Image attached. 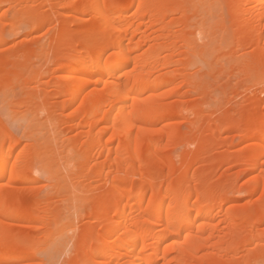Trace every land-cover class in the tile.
I'll list each match as a JSON object with an SVG mask.
<instances>
[{"label":"bare ground","instance_id":"6f19581e","mask_svg":"<svg viewBox=\"0 0 264 264\" xmlns=\"http://www.w3.org/2000/svg\"><path fill=\"white\" fill-rule=\"evenodd\" d=\"M263 77L264 0H0V264H264Z\"/></svg>","mask_w":264,"mask_h":264},{"label":"rangeland","instance_id":"374dc122","mask_svg":"<svg viewBox=\"0 0 264 264\" xmlns=\"http://www.w3.org/2000/svg\"><path fill=\"white\" fill-rule=\"evenodd\" d=\"M228 24H230V22L228 21ZM42 33H44L43 31L41 32V33H38L37 35H39V36H44L43 37V39L45 38V34L43 35ZM18 36H20V37H18ZM17 37H16V39H15V42L16 41H18V43H20V41H23L24 40V38H26V37H23V36H25L24 34L23 35H18ZM42 38V37H41ZM264 78V77H263ZM262 78V79H263ZM259 80H261V79H259ZM233 85L234 86H232V91H229L227 94H225V95H223V96H219L218 98H215V99H210V101H213L214 100V103H215V105L212 107V108H214V109H217V108H219V106H221L222 104H224V103H227V104H224V105H227L228 107H230L229 105L231 104L232 106V108H236V104H238V103H240L241 102V100L243 101V100H247V103L248 104H250V103H253L259 96H260V90H261V87L260 86H256V88L254 87V89L253 88H250V86L251 85H249V84H244L245 86H237L236 87V85L233 83ZM253 89L252 91H250V89ZM245 90H248V91H245ZM227 106H226V111L227 110H229V109H231V107L228 109L227 108ZM224 112V111H223ZM222 112V113H223ZM221 115V114H220ZM219 115V116H220ZM223 115V114H222ZM221 115V117H223ZM6 116V117H5ZM8 117V118H7ZM9 117H11V116H9V115H6V113L5 112H1V118L3 119V121L7 124V126L9 127V129L14 133V134H16L17 136H19V137H23L22 136V131H21V128L19 127V125L17 124V122H16V120H14L13 119V117H11V118H9ZM18 125V126H17ZM234 134H235V132H231L230 134H229V138L231 137L233 140H234V142L235 143H238V142H236L238 139L234 136ZM236 138V139H235ZM24 139V141H26L25 140V138H23ZM232 140V141H233ZM234 143V144H235ZM246 180V178L244 177V178H242L241 179V181L242 182H244ZM47 189H49V188H46V190L44 189V191H46V192H48L47 191ZM107 192L108 191H111L112 190V186H108L107 188ZM45 192V193H46ZM45 193H43V194H45ZM241 193V194H240ZM238 192V193H235L234 195H233V197H237L236 199H245L246 198V194L243 192ZM238 194V195H237ZM239 196H241L240 198H238ZM247 197H249V196H247ZM247 199V198H246ZM69 232V234L71 233V230L70 231H68ZM37 263V261L36 262H34L33 264H36Z\"/></svg>","mask_w":264,"mask_h":264},{"label":"snow or ice","instance_id":"6c2138e0","mask_svg":"<svg viewBox=\"0 0 264 264\" xmlns=\"http://www.w3.org/2000/svg\"><path fill=\"white\" fill-rule=\"evenodd\" d=\"M108 70H111V67H109V69Z\"/></svg>","mask_w":264,"mask_h":264}]
</instances>
